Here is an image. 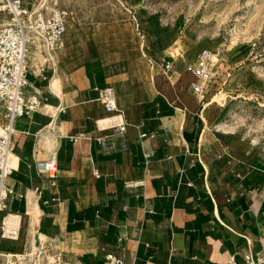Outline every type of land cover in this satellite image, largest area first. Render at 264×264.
<instances>
[{"label": "crops", "instance_id": "crops-1", "mask_svg": "<svg viewBox=\"0 0 264 264\" xmlns=\"http://www.w3.org/2000/svg\"><path fill=\"white\" fill-rule=\"evenodd\" d=\"M105 39L98 35L87 54L76 39L56 52L29 48L24 94L38 87L47 100L14 124L6 213L22 222L20 238L0 246L15 252L33 235L56 237L71 264H104L106 254L123 264H226L264 251V161L214 154L202 102L123 63ZM106 86L112 114L98 99ZM117 111L126 123L121 136ZM49 159L54 179L35 169ZM124 181L144 184L126 190Z\"/></svg>", "mask_w": 264, "mask_h": 264}, {"label": "rangeland", "instance_id": "rangeland-1", "mask_svg": "<svg viewBox=\"0 0 264 264\" xmlns=\"http://www.w3.org/2000/svg\"><path fill=\"white\" fill-rule=\"evenodd\" d=\"M23 1L32 10L47 5L68 12L55 52L76 39L87 54L104 34V46L113 45L123 63L158 74L176 95L203 102L199 114L214 154L264 161V0ZM5 5L0 0V26L8 19ZM28 37V48L47 52L31 30ZM203 49L211 52L223 77L195 98L189 93L194 78L187 68ZM163 60L173 63L166 75ZM3 244L0 251L12 250Z\"/></svg>", "mask_w": 264, "mask_h": 264}, {"label": "built area", "instance_id": "built-area-1", "mask_svg": "<svg viewBox=\"0 0 264 264\" xmlns=\"http://www.w3.org/2000/svg\"><path fill=\"white\" fill-rule=\"evenodd\" d=\"M5 10L8 19L0 26V107L3 120L0 132V241H16L20 226L8 228L3 218L9 199L14 194L8 183L13 173V168L8 163V155L12 152L14 124L16 120L35 112L47 100L38 87L33 88L30 96L26 97L24 94V89L28 85L25 52L29 42L25 30L30 29L48 51H55L60 47L68 12L63 8L47 5L32 10L23 0H6ZM172 65V61L163 60L162 73L166 75L172 69ZM187 70L194 78L189 84V90L195 98L202 97L209 87L220 83L223 77L220 67L207 49L198 53L195 63ZM98 95L104 111L108 114L114 113L116 105L112 87L100 89ZM59 110L64 112L65 109L62 107ZM116 117L119 119L116 129L121 136L126 129L124 115L117 111ZM144 136L146 135H141ZM35 169L38 175L54 179L57 166L54 159H49L35 162ZM94 174L97 175V172ZM143 184V181H124L123 187L135 191ZM0 264L71 263L59 249L56 237L43 236L41 239L37 236L27 249L15 252L0 251ZM104 264H123V261L113 254H106ZM226 264H264V251L255 254L245 253L240 261L231 256Z\"/></svg>", "mask_w": 264, "mask_h": 264}, {"label": "bare ground", "instance_id": "bare-ground-1", "mask_svg": "<svg viewBox=\"0 0 264 264\" xmlns=\"http://www.w3.org/2000/svg\"><path fill=\"white\" fill-rule=\"evenodd\" d=\"M7 22V20H5L4 21V23L3 24H5ZM2 24V25H3ZM66 24H67V22H66ZM1 25V26H2ZM65 30H66V27H65ZM30 32V29H28V28H26V30H25V36H26V38H27V40L30 42V39H29V37H28V33ZM65 33V32H64ZM64 35V34H63ZM63 37V36H62ZM62 39V38H61ZM29 42H28V44H29ZM28 44H27V46H26V52H25V65H26V61H27V58H28V56H29V46H28ZM60 45H61V41H60ZM44 47V46H43ZM44 49H45V51H47V52H50V51H48L45 47H44ZM100 127L102 128V127H105V126H107V125H110V124H112L110 121H104V122H101L100 121ZM1 128H0V132H1ZM12 147V146H11ZM8 157H9V159H8V163H9V165L12 167V165H11V162H10V152H9V155H8ZM3 218H4V223H5V225L9 228V227H17V226H19L20 224H21V221H22V217L21 216H19V215H15V214H11V213H5L4 215H3ZM32 242V241H31Z\"/></svg>", "mask_w": 264, "mask_h": 264}, {"label": "trees", "instance_id": "trees-1", "mask_svg": "<svg viewBox=\"0 0 264 264\" xmlns=\"http://www.w3.org/2000/svg\"><path fill=\"white\" fill-rule=\"evenodd\" d=\"M21 204H23V200L21 201Z\"/></svg>", "mask_w": 264, "mask_h": 264}]
</instances>
